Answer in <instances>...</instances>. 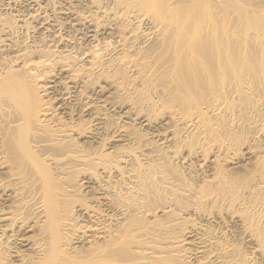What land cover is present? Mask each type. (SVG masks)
Segmentation results:
<instances>
[{
  "label": "bare ground",
  "instance_id": "obj_1",
  "mask_svg": "<svg viewBox=\"0 0 264 264\" xmlns=\"http://www.w3.org/2000/svg\"><path fill=\"white\" fill-rule=\"evenodd\" d=\"M7 1L0 264H264V0Z\"/></svg>",
  "mask_w": 264,
  "mask_h": 264
},
{
  "label": "rangeland",
  "instance_id": "obj_2",
  "mask_svg": "<svg viewBox=\"0 0 264 264\" xmlns=\"http://www.w3.org/2000/svg\"><path fill=\"white\" fill-rule=\"evenodd\" d=\"M2 1H3L4 4H6V3L8 2L7 0H6V1H5V0H2ZM4 1H5V2H4ZM18 9H19V10H18ZM20 9H21V10H20ZM12 10H13V11H12ZM15 10H16V11H15ZM27 10H28V9H25V8L22 9V7H21V8H11V9H9V11H10V12H13L14 14H15L16 12H17V14H18V13H20V14H28V13L31 11V10H28V13H27ZM18 11H19V12H18ZM22 11H23V13H22ZM31 12H32V11H31ZM39 27H40V26H39ZM39 29H40V28L37 27V28H35L34 31L32 30L31 32H28V33H27V32H23V33L21 34V36L24 35V40L27 39V40H25V41H28L29 43H31V42L33 41L32 39H34L35 42H38L40 39L42 40V39L44 38V40L47 41V44L49 45V43H50L49 46H50L51 48H53V46H54L53 43H54V42L52 41V43H51L50 40H51V37H52V40L54 39L53 34H55L56 32H55V33H52V32L49 31V30H48V31H49V32H48L46 29H43V28H41L42 30L40 29V30L42 31V32H41ZM37 30H38V31H37ZM43 30H44V31H43ZM35 31H36V32H35ZM46 32H47V33H46ZM29 33H30V35H29ZM33 33H34V34H33ZM37 33H40V35H41L42 38H40V35L37 34ZM48 33H49V35H48ZM51 33H52V34H51ZM61 33H62V34H61ZM81 33H82V32H81ZM81 33H78V34H81ZM83 33H84V32H83ZM25 34L28 35V36H26ZM31 34H32V36H31ZM35 34H36V36H35ZM43 34H45V35H43ZM46 34H47V35H46ZM59 34H60V35H63V36L66 35L65 32H63V31H61L60 33L58 32V33H56L55 35H59ZM37 35H38V37H37ZM51 35H52V36H51ZM45 36H46V37H45ZM48 36H49V37H48ZM50 36H51V37H50ZM67 36H68V35H66V37H67ZM22 37H23V36H22ZM26 37H27V38H26ZM34 37H35V38H34ZM36 37H37V38H36ZM47 37L50 38V39H48ZM31 38H32V39H31ZM38 38H39V39H38ZM74 38H75V39H74ZM74 38H73V40H75V42H76V40H77V44L75 43V46L81 44V45L84 47L85 45H88V46H89L90 43H91V45L93 44V42H91V40H90L91 37H90V38L88 37V38L86 39V36H83V35L81 36V35H80V36H75ZM81 38H82V40H81ZM83 38H84V39H83ZM21 40H22V38H21ZM36 40H37V41H36ZM89 40H90V41H89ZM30 41H31V42H30ZM78 41H82V42H78ZM85 41H86V42H85ZM48 42H49V43H48ZM89 42H90V43H89ZM32 43H33V42H32ZM78 43H80V44H78ZM84 43H85V44H84ZM86 43H87V44H86ZM88 43H89V44H88ZM51 44H52V45H51ZM83 44H84V45H83ZM91 45H90V46H91ZM71 46H72L73 48L75 47L74 45H71ZM72 47H70L71 50L73 49ZM80 47H81V46H79V51H80ZM75 48L78 49V47H75ZM77 49H73V51L75 50L74 52H76ZM77 52H78V51H77ZM61 91H62V90H58V91H57V93H56V97L61 95V94L59 93V92H61ZM58 93H59V94H58ZM61 93H62V92H61ZM67 100H68L67 102H69L68 104H72L73 106H77V104H78L75 100H73V99H71V98H67ZM71 102H73V103H71ZM75 103H76V104H75ZM74 104H75V105H74ZM105 111L108 112V114H110V117L113 115L112 118L115 119V120H116V119L119 117V115L121 114L118 110H115V111L112 110V111H111V110H108V109H107V110H105ZM116 111H117V112H116ZM106 112H105V113H106ZM114 113H115V114H114ZM118 113H119V115H117ZM86 114H87V113H83L82 116H83V117L85 116L86 120H87V118L90 119L91 117H88V115H86ZM114 115H115V116L117 115V116L114 117ZM119 118H121V119H119ZM119 118H118V121H117V122H119V121H120V122H121V121H124V119H122V118H124L123 116L120 115ZM120 122H119V123H120Z\"/></svg>",
  "mask_w": 264,
  "mask_h": 264
}]
</instances>
